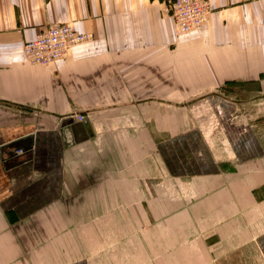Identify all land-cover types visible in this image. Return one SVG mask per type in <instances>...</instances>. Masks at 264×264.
I'll return each instance as SVG.
<instances>
[{"label":"crops","instance_id":"obj_1","mask_svg":"<svg viewBox=\"0 0 264 264\" xmlns=\"http://www.w3.org/2000/svg\"><path fill=\"white\" fill-rule=\"evenodd\" d=\"M165 2L0 0V264H264V148L217 121L264 94V0ZM61 22L94 38L26 61Z\"/></svg>","mask_w":264,"mask_h":264},{"label":"built area","instance_id":"obj_2","mask_svg":"<svg viewBox=\"0 0 264 264\" xmlns=\"http://www.w3.org/2000/svg\"><path fill=\"white\" fill-rule=\"evenodd\" d=\"M211 10L210 0H166L163 6L164 15L174 21L177 35H185L203 25L208 20ZM93 38L92 33L79 32L70 23H57L24 44V57L30 63L47 65L64 58L71 47L91 41ZM73 116L81 121L85 118L80 113Z\"/></svg>","mask_w":264,"mask_h":264},{"label":"rangeland","instance_id":"obj_3","mask_svg":"<svg viewBox=\"0 0 264 264\" xmlns=\"http://www.w3.org/2000/svg\"><path fill=\"white\" fill-rule=\"evenodd\" d=\"M256 100V99H255ZM254 99H249V104L253 101L254 109L248 106V109H242L236 113L228 112L226 114L219 113L217 116V121L221 122V131L226 134L234 133H247L257 135L260 143L264 148V94L259 97L256 102ZM239 126V128H236Z\"/></svg>","mask_w":264,"mask_h":264},{"label":"bare ground","instance_id":"obj_4","mask_svg":"<svg viewBox=\"0 0 264 264\" xmlns=\"http://www.w3.org/2000/svg\"><path fill=\"white\" fill-rule=\"evenodd\" d=\"M56 61V60H55ZM54 62V61H53ZM38 65V64H37Z\"/></svg>","mask_w":264,"mask_h":264},{"label":"water","instance_id":"obj_5","mask_svg":"<svg viewBox=\"0 0 264 264\" xmlns=\"http://www.w3.org/2000/svg\"><path fill=\"white\" fill-rule=\"evenodd\" d=\"M17 149H19V148H17Z\"/></svg>","mask_w":264,"mask_h":264}]
</instances>
